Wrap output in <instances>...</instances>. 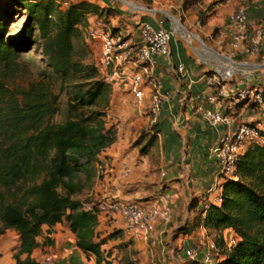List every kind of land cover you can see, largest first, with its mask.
I'll use <instances>...</instances> for the list:
<instances>
[{"label": "trees", "instance_id": "obj_1", "mask_svg": "<svg viewBox=\"0 0 264 264\" xmlns=\"http://www.w3.org/2000/svg\"><path fill=\"white\" fill-rule=\"evenodd\" d=\"M8 4L23 8L29 23L7 38V21L0 16V142L4 143L0 236L16 231L14 264H39L31 258L32 251L52 244L51 227L64 222L75 236L76 247L92 255L94 264H110L102 245L121 231L100 237L96 213L83 209L90 199L80 196L100 176V154L116 139V125H107L105 118L112 87L97 66L74 59L73 47L78 26L104 10L88 0L66 6L59 0H9ZM15 8L7 9L6 15ZM32 28L38 31L50 73H41L25 88L12 89L7 79L18 66L19 48L27 50L31 44ZM51 77L68 96L66 117L60 123L51 122L59 99ZM260 132L264 136V127ZM200 228L213 235L217 251L208 263L193 260L190 264H264V144L247 146L235 162L234 177L221 184V201L209 203L191 224L176 231L191 234ZM226 229L236 237L230 246L223 237Z\"/></svg>", "mask_w": 264, "mask_h": 264}, {"label": "crops", "instance_id": "obj_2", "mask_svg": "<svg viewBox=\"0 0 264 264\" xmlns=\"http://www.w3.org/2000/svg\"><path fill=\"white\" fill-rule=\"evenodd\" d=\"M88 1L99 5L93 0ZM246 8L249 26H256L257 23L264 25V6H258L256 0H252ZM226 13L229 14L230 9H227ZM225 17L226 15L216 18L212 24L221 23ZM144 22L154 27L162 25L170 29L166 22L154 17ZM225 25L227 26V21ZM127 40L140 43L139 34ZM233 42V37H229L228 46ZM93 43L99 47L98 41ZM170 47L169 56H156L150 66L151 73L161 82L162 91L169 93V97L162 104L157 124L150 125L149 117H141V106L144 108L149 102L147 88L144 89L141 104L136 103L129 82L122 81V86L114 90L111 101L114 99L115 115L119 120V123L116 122L117 135L115 141L100 154V176L95 180L88 195L94 199L116 196L127 202H138L148 198L163 201V195L167 194L166 202L171 211L170 221H159L151 233L140 236V239L151 241V238H159L161 244L162 239L172 232L174 238L178 237L176 242H179V248L185 251L186 248L201 243L202 237L208 234L203 228L191 234H179L176 230L181 225L193 222L196 217L194 211L200 203L201 209L206 208L209 203L217 204L216 194L208 192L218 168L210 155V147L221 134L235 130L241 122L254 123L253 126L259 129L264 127L263 112L235 95L239 88L257 84L264 79V67L258 63L259 71L250 77L242 74L231 76L223 83L228 96H217V103L210 104L206 98L210 94L216 96V90L207 85L204 69L195 66L188 53L178 52L173 37ZM237 55L248 56L244 49L239 50ZM262 59L261 63H264V58ZM178 63L184 64V74L174 71V66ZM199 107L218 108L231 118V122L210 125L202 117ZM148 128V136L138 143L143 134L142 129L148 132ZM123 167L129 169L127 175L122 174ZM43 230L46 235V225ZM50 230L49 236L53 243L35 248L31 258L40 263L44 255H51L55 264H94L92 255H85L76 247L75 236L64 222L55 224ZM97 231L100 237H105L113 230L106 222L100 221ZM225 232L233 233L230 229L223 231L224 234ZM18 243V235L14 230H7L1 235L0 260L5 264H14L12 254ZM162 248L169 252L173 264L182 263L181 258L185 259L183 250L173 254V249L164 248V245ZM201 250H205L204 244Z\"/></svg>", "mask_w": 264, "mask_h": 264}, {"label": "rangeland", "instance_id": "obj_3", "mask_svg": "<svg viewBox=\"0 0 264 264\" xmlns=\"http://www.w3.org/2000/svg\"><path fill=\"white\" fill-rule=\"evenodd\" d=\"M9 0H0V16L6 18L7 30L6 37L13 38L22 32L25 26L29 23V18L23 8L20 6H10ZM63 6L68 2L77 0H59ZM99 5V9L104 12L97 15L87 16V21L78 26L79 35L73 38L74 59L83 64H92L98 67L101 76L111 84V93L109 95V106L105 110L107 125L119 123L118 116L115 115L116 105L112 94L114 90L120 88L121 82H110L106 78V73L100 61V48L94 45L93 41L86 37V29L93 21H97L104 27L110 30L119 32L124 39L134 37L138 34V26L142 21L151 19L166 22L170 29L174 30L173 40L177 44L179 53H188L191 61L195 62V66L204 69V73L209 75L211 73L221 74H255L259 70L255 64L261 63L264 58V51L258 53L257 56L237 55L239 50H236L234 45L228 46L229 37H234L233 31L230 27L225 25L229 14L240 8L247 7L252 0H93ZM114 7L118 12L106 8V6ZM16 7L8 16L7 9ZM219 8V9H218ZM230 9L227 14L226 10ZM111 13V15H109ZM226 17L219 24H212L216 18ZM8 17V18H7ZM174 22L179 23L183 30V36L174 29ZM256 25H260L257 23ZM31 44L27 50L19 48L18 66L13 71L8 79L7 84L10 88L16 87L25 88L32 81L41 78V73H50L46 66V60L42 53V43L36 28L30 30ZM234 41V39H233ZM223 58L231 59L232 65L229 61ZM240 63V65H239ZM230 68L231 71H228ZM262 71V70H261ZM229 72V73H228ZM45 79V77H43ZM53 81V90L58 93V112L52 117L51 122H63L66 117V103L67 94L65 90L60 89V83L51 77ZM133 104V103H131ZM134 105V104H133ZM142 107L141 117H148V106ZM117 122V123H116ZM151 125V124H150ZM145 126V125H144ZM152 127V126H150ZM142 129L141 139L149 134ZM3 142H0V152L3 148ZM102 164V160L101 163ZM99 170V168H98ZM1 190H4L1 188ZM90 189L84 190L80 199L89 198L90 202L94 201L93 196L88 195ZM149 199V198H148ZM147 200V199H145ZM144 201V200H139ZM202 208V203L196 207L194 213L199 215V210ZM102 232V231H101ZM100 232V233H101ZM170 235V236H169ZM233 233H223V237L227 240ZM107 236V235H106ZM208 239L213 240V235H205ZM209 236V237H208ZM172 236V232L168 233L159 243V238L140 239V236L130 237L125 233H120L116 237L107 239L102 246L105 251L106 261L110 264H173L169 252L162 248L173 249V254L182 252L183 248H179V242H176ZM199 238V237H198ZM205 241H202L200 248L203 247ZM184 251V250H183ZM108 252V253H107ZM182 263L176 264H190V260L185 256L181 258Z\"/></svg>", "mask_w": 264, "mask_h": 264}, {"label": "built area", "instance_id": "obj_4", "mask_svg": "<svg viewBox=\"0 0 264 264\" xmlns=\"http://www.w3.org/2000/svg\"><path fill=\"white\" fill-rule=\"evenodd\" d=\"M258 6H264V0H256ZM227 26L234 33L233 45L236 50L244 49L250 56H257L264 51V25L249 26L247 22V8L240 7L229 14ZM140 43L130 42L117 32L104 28L95 21L86 29V37L90 41H98L100 48V61L110 82H129L131 91L137 104H141L144 89L149 92L148 117L151 125H155L160 117L162 104L169 97L168 92L162 91L161 82L151 73L150 66L156 56H169L171 53L170 41L174 30L166 29L162 25L152 26L142 21L138 28ZM230 61H232L230 59ZM234 62V61H232ZM240 65V63H239ZM264 67V63H259ZM255 64V66H258ZM174 71L184 74L186 69L183 63L174 66ZM253 74H247V77ZM232 75L211 73L206 75L208 86L214 87V94L206 98L210 104L217 103V96L227 97L228 93L223 83ZM235 95L257 106L264 114V79L259 83L239 88ZM233 106V104L231 105ZM202 117L210 125L230 123L231 118L224 115L218 108L199 107ZM261 129L246 122H241L235 130L221 134L210 147V155L217 163V173L214 182L209 186L208 192L215 193V202L221 201V184L227 178L234 177L235 162L247 146L251 144H264ZM129 169L123 167L122 174H128ZM163 201L149 198L144 201L127 202L116 196L95 198L94 201L84 202L83 209L96 213L98 222H106L112 230H121L130 237L147 236L156 224L161 221H170V206L166 202L168 195H163ZM205 250L200 244L185 249V255L190 260L210 262L216 251L213 240L202 237ZM236 237L230 236L226 243L234 244ZM202 243V242H201ZM0 264H5L0 260ZM39 264H55L51 255H44Z\"/></svg>", "mask_w": 264, "mask_h": 264}, {"label": "bare ground", "instance_id": "obj_5", "mask_svg": "<svg viewBox=\"0 0 264 264\" xmlns=\"http://www.w3.org/2000/svg\"><path fill=\"white\" fill-rule=\"evenodd\" d=\"M174 29L176 30V31H178V33L180 34V35H182L183 36V30H182V27L179 25V23H177V22H174ZM225 61H229L230 62V60L229 59H226V58H223ZM231 64H232V62H230ZM232 65H234V64H232ZM231 69L232 68H230L228 71H231ZM229 73V72H228Z\"/></svg>", "mask_w": 264, "mask_h": 264}]
</instances>
